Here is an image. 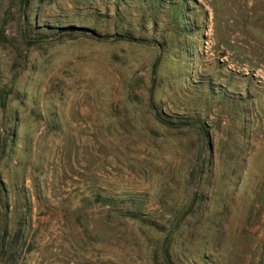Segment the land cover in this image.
I'll list each match as a JSON object with an SVG mask.
<instances>
[{"label":"rangeland","instance_id":"374dc122","mask_svg":"<svg viewBox=\"0 0 264 264\" xmlns=\"http://www.w3.org/2000/svg\"><path fill=\"white\" fill-rule=\"evenodd\" d=\"M0 264H264V0H0Z\"/></svg>","mask_w":264,"mask_h":264},{"label":"trees","instance_id":"16d2710c","mask_svg":"<svg viewBox=\"0 0 264 264\" xmlns=\"http://www.w3.org/2000/svg\"><path fill=\"white\" fill-rule=\"evenodd\" d=\"M71 29V27H69V28H65V30H70Z\"/></svg>","mask_w":264,"mask_h":264}]
</instances>
